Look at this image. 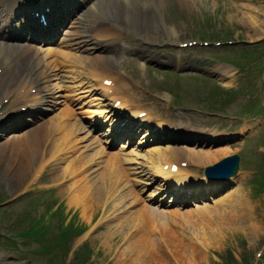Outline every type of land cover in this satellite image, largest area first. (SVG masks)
Segmentation results:
<instances>
[{"label": "rangeland", "instance_id": "1", "mask_svg": "<svg viewBox=\"0 0 264 264\" xmlns=\"http://www.w3.org/2000/svg\"><path fill=\"white\" fill-rule=\"evenodd\" d=\"M161 10L166 24L178 32L171 38L175 44L179 40L177 36L182 34H192L194 38L210 42L241 40L244 44L234 46L237 49L229 48L230 45L219 48L218 55L223 58H208L209 63H226L237 69L240 74L236 75L239 79L236 81L241 84V90L239 92V88H236L226 92L219 88L217 103L214 95L217 89L214 82L207 78L192 81L181 79V85L176 86V78L167 76L166 79L157 80L150 77L147 88L158 91L161 96L167 93L174 95L177 101L173 104L186 100L188 106L197 103L195 107L206 110V102L217 103L228 117L237 118L245 114L264 121V82L260 75L259 79L256 76L264 73V0H192L190 3L164 0ZM150 13V18L158 20L155 43L160 47H169V38L164 36L160 16H156L154 10H150ZM245 88L250 92L244 91ZM193 113L192 126L200 128L212 123V127L219 130H232L238 129L242 122L229 119L219 125V120L208 119L210 115ZM50 115L40 122L52 119L54 115ZM38 123L32 125V129ZM48 128L50 125L32 130L31 143L40 138L38 134L48 133ZM43 140L40 138L39 143L43 144L27 154L30 158L27 163L24 161L26 157L22 159L18 156L13 161L12 158L9 161L0 158V238L3 235L13 238V244L22 249L19 257H22L24 264H254L258 261L264 264V194L241 199L242 190L252 187L254 175L239 181L234 194L215 199L206 210L157 207L159 210L153 211L154 202L150 204L146 197L148 188L142 194L144 188L136 186L125 169L116 170L96 151L86 153L91 141L82 138L77 147L82 155L70 156V159L62 162L51 160L39 184L31 182L26 192L14 199L30 182L33 169L31 173L28 169H31L34 161L40 156L49 157L47 151L52 143ZM254 143L251 140L242 146L229 145L217 151H201L209 155L205 164L241 152L251 160L253 166V159L261 162L257 159L259 157L250 154L255 149ZM12 152L15 159L16 152L13 150L9 153ZM86 156L88 158L84 159ZM154 156L150 154L149 160H153ZM32 157L36 159L30 162ZM90 158L96 159L93 164H86ZM182 159L184 157L178 160ZM69 163L73 165L75 173L60 185L63 181L58 182L55 178L62 175ZM142 164L147 166L145 162ZM205 164L193 162L189 170L202 176ZM244 166L251 165L247 162ZM151 167L152 163L148 164L144 172L146 175ZM104 168L114 170L117 177L107 178ZM12 174L17 177L8 181V175ZM120 185L122 188L116 190ZM244 201L245 206H241ZM36 222L38 227L32 236H17L18 232L32 229ZM47 225V232L37 238L39 229ZM60 229L66 230L62 244L67 248L63 251L54 247V251H49L53 247L52 242L55 244L60 239ZM76 229L77 232L83 231V235L75 237ZM11 250L13 248L8 243L0 241V262L4 260V251ZM50 252H54V257ZM50 254L53 258H49Z\"/></svg>", "mask_w": 264, "mask_h": 264}, {"label": "bare ground", "instance_id": "2", "mask_svg": "<svg viewBox=\"0 0 264 264\" xmlns=\"http://www.w3.org/2000/svg\"><path fill=\"white\" fill-rule=\"evenodd\" d=\"M122 4H124L125 6L134 9L135 11L139 12V11H150V9L156 8L159 9L161 7L162 4V0H129V1H134V2H126L125 0H119ZM12 2H15L14 0H12ZM7 4L4 0L0 1V14L1 17H3L6 13H8L9 10H6L2 7V5ZM99 10V4L97 6V8L94 11H98ZM99 13V12H98ZM108 13L105 14V16H107ZM170 29V28H169ZM174 33L176 34V31L173 30ZM79 45V42H75L73 36L70 37V41L68 42L67 46L68 47H75V45ZM130 48V47H129ZM22 48H18V47H13V46H2L0 45V67L2 68L3 66V71L2 74L0 75V82L4 83V82H8L10 86H14L15 84L18 85L19 87L17 88L15 86V90H21V89H25L30 85H40L41 86V90H42V94H43V105L48 103L50 104L52 107H56L59 103H55L52 102L50 100H52L55 97H58V95H55V90L52 88H49L48 86H45L44 84V78H45V74L46 72H50L49 76L50 78H52V80H56V79H60V74L59 73H53L55 72V70H60V72L64 73L65 75H69L68 78L72 77V74L75 72V69H72L70 66L68 65H75L77 62H79L80 60V53L78 54V52H76V50L70 49L75 51V54L77 55H73L71 53H62V54H54V52H50L47 53L44 58H41L40 60L39 57L36 54H28L27 52H24L21 50ZM39 49V48H38ZM53 49V48H52ZM50 51V50H49ZM51 56L52 58L49 60L44 61V59L47 56ZM70 59V60H68ZM180 60V59H179ZM74 67V68H75ZM227 69V68H225ZM214 71H216L218 74H220L222 77L226 78V77H232L233 73L231 70H223L222 68H215ZM73 82V80H71ZM85 83V82H84ZM61 83H56V84H52V87H56L58 90L62 87L63 89H65V87L67 86H60ZM72 86V90L71 91H67L69 95H73L74 99L77 101L80 100H84L83 98L85 97L84 95H86V97H88V94L90 92H92L94 89H92V87L90 86V90L89 91H81V92H77L78 86L81 87V85H76ZM66 91V90H65ZM58 93V92H57ZM63 97H69V96H64L62 94L59 95V98H63ZM87 104V103H86ZM81 108V107H80ZM86 112H91V110L87 109V110H82V114H85ZM93 113L95 111H92ZM103 112H98V114H102ZM51 121L49 124H43L41 125V127L43 126H47L50 125V128H48L47 130L48 133L46 134H38V136L41 139H44L43 141L45 142V140H50V142L52 143L51 145V149H49L47 151V154H49L48 159L46 158H41L39 160L40 157H38L37 159L34 158L36 156V152H34V157L31 158L30 162L34 163L32 164L31 169H28V172H30L32 169L34 170L35 168H39L40 170H42L43 168H45V166L47 164L50 163L51 160H55L57 162H62L64 160H68V158L70 159V156L73 157L75 155V151H76V146L75 144L78 143V139H77V134L80 133L79 128L77 127V125L73 124L72 120L71 122H67L65 120L62 119H58V117L54 118V124L52 125ZM41 131V130H40ZM32 132H26V134L20 136L18 135L15 139V146H14V150H15V159L13 157V160H16L19 157H21L22 159L24 157L27 162H29L28 159H30L28 157L27 154L30 153V150H36V148L40 147L43 142L40 144V138H36L34 141L35 143H31L33 141L32 139ZM34 135V134H33ZM49 143V142H47ZM40 144V145H39ZM7 145H3L2 149H6ZM152 151H160V147H156L154 148ZM196 154L193 156V160L195 162H202L204 161L203 159L205 158V156H198L199 153L195 152ZM165 157V156H163ZM88 158V156L84 157ZM161 158V157H160ZM166 158V157H165ZM93 160L92 158L88 159L86 164H93ZM167 160V159H164ZM40 161V162H39ZM71 161V160H70ZM184 161V160H183ZM192 161V160H191ZM113 165H116L115 163L111 162ZM192 163V162H191ZM71 163L68 164L66 170L62 173V175L60 177H56L55 180H61L63 178H65L67 176V173L70 172V175H73L75 173V170L73 168V166H70ZM10 164H8L7 166H9ZM167 165V163L165 164ZM163 163L159 165V167H163L165 166ZM161 169V168H160ZM158 170L156 172V176H160L162 177V170ZM104 173L107 175V178H115L117 177V175L115 174V171L112 169H108L106 170V168H104ZM183 171H180V173L177 175L179 177H184L190 175V177H192L191 174L189 173H185L182 174ZM39 174V173H38ZM37 174V175H38ZM13 175V174H12ZM12 175H8V181H10L12 178H16L17 175L14 174ZM120 176V175H119ZM121 177V176H120ZM170 176H163L162 179L164 181H169ZM189 178V177H188ZM144 183V182H141ZM181 184V183H179ZM147 185V184H146ZM199 190L206 194L207 191L203 190L202 188H199ZM198 191V190H195ZM103 194L104 192H101V199H103ZM157 197V191L152 192L149 195V199L153 200ZM242 197H245V195H242ZM172 200H174L175 202H177V198L171 196ZM183 200H185V196H183L182 198ZM162 201V200H161ZM197 209H203L206 210V206L208 204H196ZM195 211H200V210H195Z\"/></svg>", "mask_w": 264, "mask_h": 264}]
</instances>
